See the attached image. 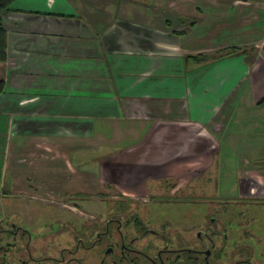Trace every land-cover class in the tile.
Instances as JSON below:
<instances>
[{"label":"crops","instance_id":"crops-1","mask_svg":"<svg viewBox=\"0 0 264 264\" xmlns=\"http://www.w3.org/2000/svg\"><path fill=\"white\" fill-rule=\"evenodd\" d=\"M1 23L7 190L70 185L98 152L123 189L202 191L205 175L180 177L214 167L217 137L264 126L262 0H11Z\"/></svg>","mask_w":264,"mask_h":264},{"label":"rangeland","instance_id":"rangeland-1","mask_svg":"<svg viewBox=\"0 0 264 264\" xmlns=\"http://www.w3.org/2000/svg\"><path fill=\"white\" fill-rule=\"evenodd\" d=\"M264 1V0H262ZM264 134V126L259 128V133L248 135L245 132L243 135L240 132H236V136L233 138L235 141L227 143L221 135L216 139L218 146L216 148V159L214 161V167L207 169L203 166L207 164L208 159L201 160L203 165L199 169L188 168V175L181 176L180 181L185 182L186 178H189L193 175V172L196 171L201 177L204 185L207 184V189L202 191H193V190H174L163 192L152 193L151 191L146 193L142 190H128L123 189L119 185H115L112 180H119L121 177L122 183L125 182L126 175H119V172H114V169H111L112 172L108 175L101 172V176L98 175V152H94L88 155L91 156V159H84V162H81L82 168L87 173H82L79 169V165L72 166V181L70 185H64L60 182L57 184H47L39 183L35 187H24L21 186V182L18 187L13 190H7L10 185L5 183L0 185V264H21L22 259H26V251L22 245V240L26 241V235H21V224L31 230L33 240L31 242V248L36 247L37 250L45 248V243H48L49 238L43 239V236L40 238L43 233H41V221L54 219L60 214L64 216L66 213L65 209L70 211V214L74 215L75 218H89V220H96L100 218V223L106 221L108 218H120L122 220V229L127 233L130 238L133 236L134 229L131 226L130 217L131 213L139 215L144 221L148 218V222H145L147 225H151L154 229L161 230L162 223L164 219H168L171 216L170 210H166V205L159 202L160 206H156L154 203H148L149 200L153 198H167L170 201H178L179 198L184 197L189 201L194 199L197 202L196 206H192L190 211L193 212L194 207H201V217L205 215L209 217L212 213L218 212L221 203L217 199H234V197L239 196L241 199H260L264 200V174L258 173L264 172V140H260L259 136L260 130ZM261 138V137H260ZM253 146L257 150L253 151ZM246 152L245 148L249 150V154H243ZM251 148V150H250ZM87 154V153H85ZM81 156V154H77ZM82 159V158H81ZM83 160V159H82ZM81 160V161H82ZM76 162L80 161V158L75 159ZM207 169V170H206ZM252 173L251 176L245 177L248 170H256ZM203 170V171H202ZM201 171L203 174H201ZM207 171V172H206ZM106 172V171H105ZM206 172V173H204ZM108 175V176H107ZM199 176V177H200ZM43 177V176H42ZM47 178V177H46ZM125 178V179H124ZM212 179L213 182H209ZM239 182V183H238ZM153 181H149V185ZM209 183V184H208ZM213 183V184H212ZM239 184V185H238ZM239 187V188H238ZM200 188V187H199ZM83 190L85 193L93 198V201L87 203L85 201L81 202V205H85L84 212L79 211V208L72 207L71 202H67L68 206L64 205L65 200L69 197L68 195L75 193L76 190ZM213 189V190H212ZM104 191L105 201L98 200V191ZM119 196H124L129 199L130 203L127 204V207L124 205L122 211L115 212L119 208L117 203H114V200ZM146 204V207L143 205ZM214 205V206H213ZM217 206V207H216ZM229 210V213L232 215V223L237 225V222L244 220V218H250L251 224L250 229L254 228L253 233L257 235V238L260 240V245L257 244L252 238H249L245 243H248L254 247L255 260L254 263L258 264L262 262L264 264V207L260 205H237L230 204L225 206ZM61 209V210H60ZM169 209H176L174 204L169 205ZM129 212H128V211ZM176 211V210H175ZM229 214V215H230ZM244 215V216H242ZM185 219H188L185 218ZM127 221V222H126ZM126 222V224L124 223ZM176 225H171L169 227L170 234L178 231H182L185 228H189L192 231H196L198 227H193L192 222H182L174 221ZM235 228V227H234ZM188 230V229H186ZM241 230V226L238 229ZM236 231V230H235ZM43 232V230H42ZM237 232V235H238ZM91 228V237L93 236ZM235 235V241H237L236 234L233 231V236ZM38 236V238H36ZM49 240L51 246H57L58 248L62 247H71L72 243L70 237L60 238ZM113 238V236H112ZM171 239L176 243L177 238L171 236ZM113 240V239H112ZM158 238H155L152 235H146L143 238H139L137 245L138 247H148L150 244H155ZM241 239H239V242ZM35 249V250H36ZM98 248H95V251ZM230 250V247H228ZM34 254L37 251H34ZM85 251H79L76 256H83L86 258ZM259 258V259H258ZM261 259V261H259ZM91 256L86 258V263L91 262Z\"/></svg>","mask_w":264,"mask_h":264},{"label":"flooded vegetation","instance_id":"flooded-vegetation-1","mask_svg":"<svg viewBox=\"0 0 264 264\" xmlns=\"http://www.w3.org/2000/svg\"><path fill=\"white\" fill-rule=\"evenodd\" d=\"M98 192V200L105 201L104 191L99 190ZM68 196L64 205L68 206L67 202H71L72 207L79 208L81 212H84L82 210L85 208L81 202L93 201L89 193H85L83 190H76L75 193ZM250 199L252 198L217 199L221 203L218 207L220 208L219 213L213 211L214 213L209 217L205 215L202 218L201 207H194L192 208L194 211H190V208L197 204L194 199L187 201L186 198L181 197L178 201H170L168 197L153 198L148 203L157 202L154 204L160 206L159 202L161 201L166 205V210H170L171 216L161 221L162 227L159 230L145 223L148 222V218L143 221L139 215L131 213L129 219L131 226L135 229L130 238L122 229L123 222L120 218L110 217L101 223L100 218L103 220L102 217L98 218V222L85 217L78 218L81 220L76 221L75 216L65 209V216L60 214L53 220L41 221L43 224L40 229L43 235L40 238L43 236V239L49 238L51 241L59 239L58 237H70L72 246L58 248L55 245L51 246V242L48 240V243H45V248L39 250L34 246L31 248L33 240L31 230L21 224V235H26V241L22 240V236L21 241L27 255L26 259H22L21 264H202L203 262L204 264H255L253 261L255 260L254 247L244 241L252 238L260 245V240L252 231L254 228L250 229V218H244L245 221H241L243 223L238 221L237 225H234L231 219L232 215L225 208L230 204L264 207V200ZM114 203L119 206L115 212H119L124 209V205L127 207L130 201L124 196H119L114 200ZM170 204L176 206V211L169 209ZM143 206L146 207V204ZM187 217L188 219H185ZM174 221L192 222V226L198 227V229L192 231L184 227L182 231L173 232L171 235L169 227L170 224L176 225ZM126 222L124 223L126 224ZM240 226L241 230L238 232ZM91 228L94 232L92 237ZM233 231L236 235L238 232L237 241H235ZM146 235H152L158 240L148 247H138V239ZM171 236L177 238L178 241L176 240L175 243ZM95 248L98 250L95 251ZM33 250L37 253L34 254ZM79 251H85L87 260L91 256V262L86 263L85 257L76 256ZM258 264H262V262Z\"/></svg>","mask_w":264,"mask_h":264},{"label":"trees","instance_id":"trees-1","mask_svg":"<svg viewBox=\"0 0 264 264\" xmlns=\"http://www.w3.org/2000/svg\"><path fill=\"white\" fill-rule=\"evenodd\" d=\"M251 1H254V0H251ZM10 2L11 0H0V61H3L5 59V31L1 23V13L8 7ZM236 52H237V48H230V50L226 54H233ZM221 53L222 52H217L216 54H213V55L215 57H220V56H223V54ZM189 57L194 58V60L198 62V61H205L210 56L209 55H198V56H189ZM2 89H3V82L2 80H0V91ZM259 103L264 104V98ZM226 199H229V198H226ZM234 199H241V198L237 196V197H234ZM202 264H204V262Z\"/></svg>","mask_w":264,"mask_h":264}]
</instances>
